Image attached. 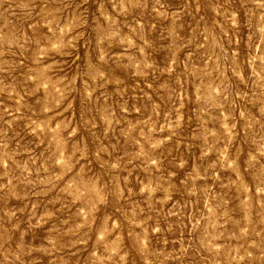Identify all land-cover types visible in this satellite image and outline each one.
Returning a JSON list of instances; mask_svg holds the SVG:
<instances>
[{
  "label": "rangeland",
  "instance_id": "rangeland-1",
  "mask_svg": "<svg viewBox=\"0 0 264 264\" xmlns=\"http://www.w3.org/2000/svg\"><path fill=\"white\" fill-rule=\"evenodd\" d=\"M0 264H264V0H0Z\"/></svg>",
  "mask_w": 264,
  "mask_h": 264
}]
</instances>
